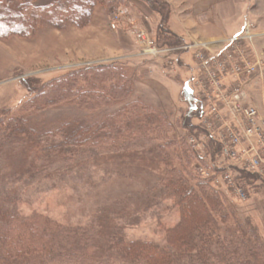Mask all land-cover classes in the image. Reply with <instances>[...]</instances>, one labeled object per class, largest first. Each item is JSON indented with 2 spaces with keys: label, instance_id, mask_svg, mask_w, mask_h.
<instances>
[{
  "label": "rangeland",
  "instance_id": "rangeland-1",
  "mask_svg": "<svg viewBox=\"0 0 264 264\" xmlns=\"http://www.w3.org/2000/svg\"><path fill=\"white\" fill-rule=\"evenodd\" d=\"M52 1L40 0L38 4ZM163 1L171 6L169 27L178 35L185 36L181 15L198 20L199 14H203L206 22L222 26L229 36L213 39L193 28V39L184 38V44L177 48H161L157 40L158 14L140 0H124L122 4L112 0L106 6H97L93 20L86 26L62 24L58 28L47 24L30 37L0 40V119L26 108L32 96L29 88L23 85L24 79L47 81L73 69L114 63H123L132 71V97L129 99L132 108L123 104L107 108L108 112L135 113L138 110L143 115H150L148 108H151L165 118L164 128L152 135L138 132L134 138H126L115 145L107 143L96 151L94 160L88 159V154L79 156L85 164L77 170L81 175L76 180L61 182V188L52 190L51 181L13 182L15 186L19 184L26 199L21 208L27 214L41 211L68 224L90 226L94 231L100 227L108 231L114 225L103 218H116L114 224L124 228L127 240L162 246L166 229L174 227L180 220L178 211L171 208L159 215L156 212L139 213L140 205L146 200L141 183L115 174L104 179L106 174L115 172L112 160L116 155L141 153L158 144L164 146L174 164L187 167L192 183L197 177L212 181L223 192L225 204L233 207L234 216L252 222L264 243V173L257 174L258 178L249 185H238L235 179L242 171H248L247 168L235 164L221 152L215 156L208 150L211 141L219 143L215 131L220 124L218 116L208 110L213 91L210 87L212 81L219 83L223 77H226L223 82L226 95L232 90H240L245 105L258 111L259 126L264 132V0ZM200 1L208 5L200 10L190 8L182 14L189 9V2ZM141 32H145L158 49L168 50V53L157 58L142 55L137 38ZM237 35L241 36L230 46V40ZM249 65L255 67L251 75L245 72ZM184 91L192 94L195 101L194 114L185 125L183 118L189 104L183 97ZM140 103L147 106L146 109ZM82 112L59 107L39 116L44 120H59L87 114ZM176 150L188 154L182 163ZM1 159L0 172H12V165L4 164ZM158 168L163 169L164 165L160 163ZM106 208L111 211V217L107 216ZM139 214L142 215L138 220H128V216ZM106 263L124 264L119 257Z\"/></svg>",
  "mask_w": 264,
  "mask_h": 264
},
{
  "label": "trees",
  "instance_id": "trees-1",
  "mask_svg": "<svg viewBox=\"0 0 264 264\" xmlns=\"http://www.w3.org/2000/svg\"><path fill=\"white\" fill-rule=\"evenodd\" d=\"M39 1L0 0V40L30 37L47 24L86 26L97 6L112 2L53 0L41 5ZM140 2L160 16L157 40L161 48L184 44V38L169 27L172 10L167 1ZM132 80V71L123 63L73 69L47 81L23 80L32 96L26 108L0 119V158L14 168L0 172V264H107L115 257L124 264H264V243L252 222L234 216L233 207L225 204L223 192L212 181L197 177L193 184L187 167L174 164L158 144L141 153L116 155L112 160L115 172L104 179L115 174L141 183L146 200L139 213L178 211L180 220L166 229L162 246L127 240L124 228L114 224L116 218L102 217L114 226L94 231L41 211L27 214L21 208L26 199L19 184L13 182L51 181L52 190L57 189L66 179L79 178L77 170L85 165L79 156L88 154L94 160L96 151L107 143L115 145L138 132L152 135L164 128V116L151 108L150 115L138 110L108 112L107 108L123 104L132 108ZM183 97L189 104L185 125L194 114L195 101L187 91ZM59 107L87 114L59 120L39 116ZM208 150L216 156L222 147L211 141ZM176 154L181 163L188 156L186 151L176 150ZM160 163L163 169L158 168ZM255 177L256 173L242 171L235 180L238 185H249ZM109 211L106 208L111 217ZM141 215L128 216V220H138Z\"/></svg>",
  "mask_w": 264,
  "mask_h": 264
},
{
  "label": "built area",
  "instance_id": "built-area-1",
  "mask_svg": "<svg viewBox=\"0 0 264 264\" xmlns=\"http://www.w3.org/2000/svg\"><path fill=\"white\" fill-rule=\"evenodd\" d=\"M112 27L115 28L114 25ZM240 36H233L230 46ZM137 38L141 43L144 56L157 58L168 53V50L158 49L145 32H141ZM222 71L223 69L221 70L223 75ZM254 71L255 67L250 65L245 69L248 75ZM225 80L226 77H223L221 81L219 79V83L212 81L213 91L211 90V103L208 109L219 118L220 124L215 134L216 140L222 145L221 153L235 164L245 166L249 172L262 175L264 173V132L259 126L258 111L252 106L245 105L240 90H232L229 95H226V91L223 90Z\"/></svg>",
  "mask_w": 264,
  "mask_h": 264
},
{
  "label": "crops",
  "instance_id": "crops-1",
  "mask_svg": "<svg viewBox=\"0 0 264 264\" xmlns=\"http://www.w3.org/2000/svg\"><path fill=\"white\" fill-rule=\"evenodd\" d=\"M201 3V4H200ZM188 8L189 9H185L182 14H184V12H186L187 10H194V9H201L203 7H205L206 5H208V3H205L204 1H200L198 3H190L188 4ZM191 8V9H190ZM199 19H192V17L188 16V15H181L180 17H182V21L184 23L183 29L185 30V36H181L183 38H185L186 40L188 39H193L194 35L192 33V29L196 28L197 33L205 36V37H210V38H218V39H222L225 38L229 35L225 34V32L222 29V26H218L216 24L210 23V22H206L207 20L203 17V14H199ZM191 21H190V20ZM210 90H212V87H210Z\"/></svg>",
  "mask_w": 264,
  "mask_h": 264
}]
</instances>
